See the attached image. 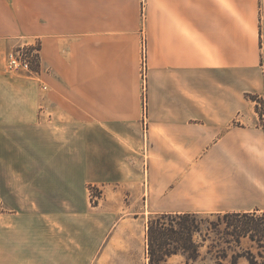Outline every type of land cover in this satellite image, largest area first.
<instances>
[{
    "label": "crops",
    "instance_id": "0c3cea01",
    "mask_svg": "<svg viewBox=\"0 0 264 264\" xmlns=\"http://www.w3.org/2000/svg\"><path fill=\"white\" fill-rule=\"evenodd\" d=\"M247 93L264 0H0V264H147L151 214L264 210Z\"/></svg>",
    "mask_w": 264,
    "mask_h": 264
},
{
    "label": "trees",
    "instance_id": "16d2710c",
    "mask_svg": "<svg viewBox=\"0 0 264 264\" xmlns=\"http://www.w3.org/2000/svg\"><path fill=\"white\" fill-rule=\"evenodd\" d=\"M149 264L172 255L185 261L209 256L212 264H264V210L161 212L148 217Z\"/></svg>",
    "mask_w": 264,
    "mask_h": 264
},
{
    "label": "rangeland",
    "instance_id": "374dc122",
    "mask_svg": "<svg viewBox=\"0 0 264 264\" xmlns=\"http://www.w3.org/2000/svg\"><path fill=\"white\" fill-rule=\"evenodd\" d=\"M27 41L26 38H23L21 44L14 49H23L24 51L30 52V46L28 47L27 44H22V42ZM12 49V50H14ZM38 49V48H37ZM7 57V56H6ZM35 58L34 61L32 60V69L31 72L33 74V67L35 66ZM16 75H32V74H23V73H14ZM247 98L250 99L254 103V110L257 116V123L258 125L264 130V93H247ZM99 190L89 187V195L91 196V200L97 198L99 196ZM150 216V215H149ZM148 220V219H147ZM147 227V224H146ZM145 237H146V228H145ZM146 244H147V237H146ZM147 247V246H146ZM147 264H149V258L147 254ZM161 264H212V260L209 256H203L198 258L195 261H188L186 262L184 257L181 255H172L171 257L167 258L166 261L162 262ZM236 264H248L247 260L244 257H240Z\"/></svg>",
    "mask_w": 264,
    "mask_h": 264
},
{
    "label": "built area",
    "instance_id": "2783aa9c",
    "mask_svg": "<svg viewBox=\"0 0 264 264\" xmlns=\"http://www.w3.org/2000/svg\"><path fill=\"white\" fill-rule=\"evenodd\" d=\"M30 52L31 54L23 49H14L9 51L5 63L6 71L10 73L32 74V60L34 61L35 57L33 51L30 50ZM146 61V43L144 37L141 44V73L143 78L146 76Z\"/></svg>",
    "mask_w": 264,
    "mask_h": 264
}]
</instances>
